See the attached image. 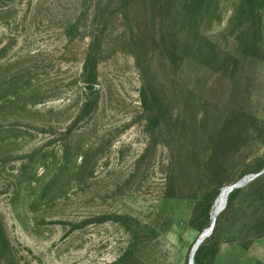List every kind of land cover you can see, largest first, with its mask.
<instances>
[{
	"label": "rangeland",
	"instance_id": "obj_1",
	"mask_svg": "<svg viewBox=\"0 0 264 264\" xmlns=\"http://www.w3.org/2000/svg\"><path fill=\"white\" fill-rule=\"evenodd\" d=\"M85 82H88V86ZM264 0H0V264H264Z\"/></svg>",
	"mask_w": 264,
	"mask_h": 264
},
{
	"label": "water",
	"instance_id": "obj_2",
	"mask_svg": "<svg viewBox=\"0 0 264 264\" xmlns=\"http://www.w3.org/2000/svg\"><path fill=\"white\" fill-rule=\"evenodd\" d=\"M263 172H264V168H263L260 172H258L257 174H255V175H251L250 177H251V178L256 177V176L262 174ZM247 180H248V179H247ZM247 180H246V179H243V180H240V181H238V182H236V183H234V184H232V185H230V186H227V187L225 188L226 192H227V193H230L233 189L242 186L245 182H247ZM213 224H214V223L211 222L210 226H209L207 229L203 230V232L200 234V236L198 237V239H197V240L195 241V243L193 244V246H192V248H191V250H190L189 259H188V264H194V259H193V257H194V254H195V250H197L198 246H199L200 243L203 241V239L206 238V237L210 234V232H211V230H212V227H213Z\"/></svg>",
	"mask_w": 264,
	"mask_h": 264
},
{
	"label": "bare ground",
	"instance_id": "obj_3",
	"mask_svg": "<svg viewBox=\"0 0 264 264\" xmlns=\"http://www.w3.org/2000/svg\"><path fill=\"white\" fill-rule=\"evenodd\" d=\"M228 194L225 188L222 190L212 212L211 222H215L217 215L224 209L227 201ZM218 218V217H217ZM196 252V250H195Z\"/></svg>",
	"mask_w": 264,
	"mask_h": 264
},
{
	"label": "trees",
	"instance_id": "obj_4",
	"mask_svg": "<svg viewBox=\"0 0 264 264\" xmlns=\"http://www.w3.org/2000/svg\"><path fill=\"white\" fill-rule=\"evenodd\" d=\"M85 83H86L87 86L89 85L88 82H85ZM193 259H194V264H201V261H200L198 255H197V253H196V255L193 257Z\"/></svg>",
	"mask_w": 264,
	"mask_h": 264
}]
</instances>
